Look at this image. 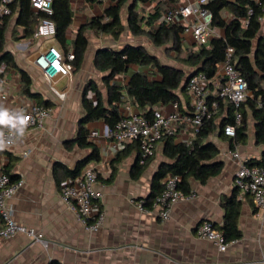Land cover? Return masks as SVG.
<instances>
[{
	"label": "crops",
	"instance_id": "1",
	"mask_svg": "<svg viewBox=\"0 0 264 264\" xmlns=\"http://www.w3.org/2000/svg\"><path fill=\"white\" fill-rule=\"evenodd\" d=\"M109 4V0H71L73 20L66 32L70 51L80 27L92 17L102 15ZM168 7L165 1L159 5L157 1L139 2L142 15L160 8V20ZM122 15L126 22V8ZM16 17L15 14L9 20L5 49L31 76L35 97L22 92L19 67L7 66V96L3 99V108L8 111L46 100L54 112L43 127L29 128L20 133L13 146L0 147V170L9 164L10 155L16 158L12 172L23 179V184L8 200V207L18 222L42 232L48 245L34 242L23 233L10 238L0 237V264H49L52 260L61 264H264V207L256 206L249 194L239 199L234 185L239 163L232 152L238 149L242 157L248 158L261 157L264 150V145L256 143L253 120L246 143H240L235 148L231 147L229 138L213 137L220 148L222 170L206 182L191 179V190L196 196L177 202L166 220L160 218L156 210L140 209L131 201L151 193L154 174L161 163L168 160L163 155V142L157 144L154 158L138 177L133 176L138 153L132 150L120 162L114 163L115 177L110 181L113 159L134 141L116 142L106 136L107 124L104 120L86 123L89 133L92 130L99 132L97 137L88 138L97 144L100 151V159L90 163L99 170L96 187L103 193L100 203L105 212L101 228L89 231L86 223L62 199L60 186L66 178L64 167L74 169L90 153V148L80 146L76 139L85 113L84 95L96 100L92 90L94 84L106 95L104 72L96 67L94 57L100 48H120L127 42L147 43L143 37L134 36L129 30L126 31L135 40L127 39L124 35L126 31L115 39L109 34L88 29L89 45L83 66L70 76H58L50 82L34 59L49 45L61 48L56 36L24 37L22 26L16 24ZM182 46L184 50H189L197 48V43L190 33L184 32ZM137 70L147 71L148 67L131 65L128 72L116 75L112 81L125 84ZM52 86L64 93V97H60ZM181 100L179 106L187 112L190 109L187 92ZM120 105V110L123 105H130V111L140 112L129 96H125ZM165 107L169 110L174 108L173 103L165 104ZM181 129L174 136L175 140L191 143L195 137L188 125L184 124ZM234 192L241 201L238 225L242 235L229 241L225 251H220L211 240L199 237L196 228L203 220L221 226L225 221L224 203Z\"/></svg>",
	"mask_w": 264,
	"mask_h": 264
},
{
	"label": "trees",
	"instance_id": "2",
	"mask_svg": "<svg viewBox=\"0 0 264 264\" xmlns=\"http://www.w3.org/2000/svg\"><path fill=\"white\" fill-rule=\"evenodd\" d=\"M96 1V0H89ZM102 15L92 17L84 23L76 33L72 52L74 59L72 72L78 71L84 64L86 51L89 45L88 29L119 38L124 31L137 37H147L154 46H167L174 51L175 57L186 65L182 66L163 62L159 55L150 51L142 43L127 42L120 48L104 47L97 50L94 62L96 67L104 72L103 81L106 86V95L96 85L92 86L96 100L84 95L83 104L85 113L82 116L77 141L82 147H89L88 156L80 160L74 169L64 167L66 178L75 176L92 160L100 159L97 144L90 140L86 123L101 119L109 127H114L122 118L120 104L125 96L132 98L139 107L141 114L152 117L154 104H181L182 96L187 92L186 80L190 73L205 72L209 77L215 75L217 65L225 59L227 47H234L233 62L235 67L246 78L250 94L238 108L242 113L241 122L236 125L235 135H228L225 127L235 124L236 106L228 100H220L219 111L207 120L197 132L191 143L176 141L174 136H164L163 155L168 159L163 161L152 178L151 193L145 197L144 205L151 209L155 196L163 188V179L168 173L181 176L179 188L188 193L191 190V179L206 182L210 177L222 170L223 161L220 159V148L213 140L214 136L229 138L230 145L235 148L237 143H246L248 131L253 120L256 143L264 145V0H209L206 4L212 12V25L223 31L221 36L212 38L209 45H197V48L184 50V25L181 22L167 23L160 20L161 10L150 11L142 15L139 2L157 5L165 1L168 6L178 0H109ZM2 0H0V3ZM11 13L0 16V63L7 66L19 67L13 54L5 49L8 23L13 15H17L16 24L22 26V36H31L35 32L40 20L44 17L51 19L56 26V38L65 56L70 52L67 46L66 32L73 20L71 0H53V13L48 15L36 11L31 0H11ZM126 8L127 19H123L122 12ZM229 17H226L228 16ZM16 38H20L16 35ZM148 67L147 71L133 72L125 84L112 81L120 73L128 72L131 65ZM22 76V92L35 97L32 90V79L29 73L20 68ZM152 74L150 77L149 75ZM50 105L49 101H43ZM132 150L138 153L133 167V176L138 177L149 165L155 154L144 164L139 163L141 154L140 141L136 140L120 151L113 159L112 173L108 180H113L116 172L115 162H120ZM249 165L264 164V150L261 157H248ZM16 158L10 155L9 164L3 170L10 175L12 181L18 180L12 170ZM65 178V179H66ZM225 221L217 227L222 230L228 241L239 238L242 232L238 225V216L241 211V201L236 198V192L228 197L224 203ZM49 264H61L52 260Z\"/></svg>",
	"mask_w": 264,
	"mask_h": 264
},
{
	"label": "built area",
	"instance_id": "3",
	"mask_svg": "<svg viewBox=\"0 0 264 264\" xmlns=\"http://www.w3.org/2000/svg\"><path fill=\"white\" fill-rule=\"evenodd\" d=\"M11 0H2L0 3V16L9 15ZM106 1V0H100ZM209 0H181L169 6L163 13L162 20L167 23L181 22L184 32L190 33L197 45H209L212 38L221 36L222 31L212 25V12L206 7ZM32 6L38 11L48 15L53 13V0H31ZM263 20V18H262ZM34 37H54L56 35L55 23L44 17L40 20ZM234 47L228 46L226 56L218 63L214 76L209 77L205 72L199 71L187 81L190 109L182 111L178 102H173L172 110L166 109L165 104L157 103L152 107V117L148 118L140 112L130 111V105L122 106V118L114 127H105V135L116 142L140 141L141 154L139 163L144 164L156 152L158 141L164 136H175L184 124L188 125L190 133L196 136L203 124L219 111L220 100H228L236 106L235 124L225 127L228 135H235L236 125L242 120V113L238 109L250 94L246 78L235 67L233 62ZM74 52L65 56L63 50L56 45H49L34 59L36 66L50 81L58 76H70ZM6 63H0V114H7L6 122H0V143L4 147L13 146L21 132L33 128L43 127L46 119L52 116L54 110L51 105L32 103L28 106H19L16 109L5 111L3 99L6 98L7 85ZM53 90L60 96L55 86ZM99 135L98 130L89 133L91 138ZM240 143H237L238 145ZM233 156L238 160L239 166L234 177L237 196L242 199L244 195H251L258 207H264V164L249 165L247 158L241 156L235 149ZM181 176L168 173L163 179V188L155 196L151 209L144 205L145 199H131L140 209L156 210L160 218H170L173 206L184 199L196 196L195 191L186 193L179 188ZM99 170L93 163H88L81 172L75 176L67 177L60 186V195L75 214L86 223L89 231L94 232L101 228L105 220V212L101 208L100 199L103 196L97 189ZM23 184V179L12 181L10 175L0 170V216L2 226L0 237L10 238L16 234L28 235L34 242L48 245V240L42 232L26 224L18 222L8 207V200L14 196ZM199 237L211 240L220 251H225L229 241L222 230L217 228L210 220H203L196 228Z\"/></svg>",
	"mask_w": 264,
	"mask_h": 264
},
{
	"label": "rangeland",
	"instance_id": "4",
	"mask_svg": "<svg viewBox=\"0 0 264 264\" xmlns=\"http://www.w3.org/2000/svg\"><path fill=\"white\" fill-rule=\"evenodd\" d=\"M127 34V35H126ZM128 31H126L124 33V35L126 36L127 39H132L135 40L134 37L131 36V34ZM144 41H146L147 43V47L150 51H154L155 53H157L159 55V58L161 59V61L163 62H167V63H171L177 66H182L184 67L186 70H189V68L183 64L182 61H180L178 58H176L175 53L173 50H171L169 47L167 46H160V47H156L154 46L151 42H149V39L147 37H143Z\"/></svg>",
	"mask_w": 264,
	"mask_h": 264
},
{
	"label": "clouds",
	"instance_id": "5",
	"mask_svg": "<svg viewBox=\"0 0 264 264\" xmlns=\"http://www.w3.org/2000/svg\"><path fill=\"white\" fill-rule=\"evenodd\" d=\"M7 120V114H0V122H6ZM3 144L0 143V147H2Z\"/></svg>",
	"mask_w": 264,
	"mask_h": 264
},
{
	"label": "water",
	"instance_id": "6",
	"mask_svg": "<svg viewBox=\"0 0 264 264\" xmlns=\"http://www.w3.org/2000/svg\"><path fill=\"white\" fill-rule=\"evenodd\" d=\"M197 72H199L198 70H196L195 72H193V73H190L189 74V76H188V79L186 80V83H187V81L189 80V78L192 76V75H194L195 73H197Z\"/></svg>",
	"mask_w": 264,
	"mask_h": 264
}]
</instances>
